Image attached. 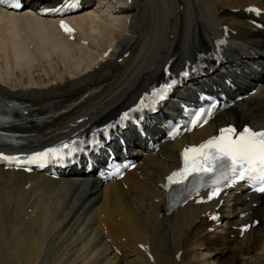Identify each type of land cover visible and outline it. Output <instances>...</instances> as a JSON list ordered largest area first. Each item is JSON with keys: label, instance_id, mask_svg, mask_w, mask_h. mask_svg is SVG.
<instances>
[{"label": "bare ground", "instance_id": "6f19581e", "mask_svg": "<svg viewBox=\"0 0 264 264\" xmlns=\"http://www.w3.org/2000/svg\"><path fill=\"white\" fill-rule=\"evenodd\" d=\"M95 1L92 14L72 17L73 33L0 11V107L30 101L16 121L30 133L27 150L116 116L166 68L182 69L222 37L221 62L195 83L228 75L243 93L255 91L187 138L142 154L112 183L0 169V264H264V195L240 187L164 210L166 177L187 143L229 121L264 126V29L247 22L249 5L264 19V0ZM253 218L240 236L234 226Z\"/></svg>", "mask_w": 264, "mask_h": 264}, {"label": "snow or ice", "instance_id": "6c2138e0", "mask_svg": "<svg viewBox=\"0 0 264 264\" xmlns=\"http://www.w3.org/2000/svg\"><path fill=\"white\" fill-rule=\"evenodd\" d=\"M4 2L5 0H0V3ZM78 2L79 0H70V2L65 0L63 7L47 11L60 12L64 7H76ZM13 7L19 8L20 4L16 3ZM61 27L67 32L72 31L63 21H61ZM125 118H127V114H125ZM64 147L66 148L68 145H64ZM60 154V150L52 149L34 156L32 159H45L49 155ZM183 158V169L169 177L170 183H182L189 176L208 175L215 173L218 169L223 170L221 175L225 179L231 174L237 176L238 179L264 180V131L256 132L244 128L237 133L233 128L222 129L218 137L211 138L197 147L185 149ZM3 159L8 158L3 157ZM260 190L264 191V188ZM218 191V189L214 190L212 196L217 195ZM212 219H217V217L214 216Z\"/></svg>", "mask_w": 264, "mask_h": 264}, {"label": "rangeland", "instance_id": "374dc122", "mask_svg": "<svg viewBox=\"0 0 264 264\" xmlns=\"http://www.w3.org/2000/svg\"><path fill=\"white\" fill-rule=\"evenodd\" d=\"M91 50H93L92 48L89 50V49H87V50H84V51H86V52H88V51H91ZM79 53V52H78ZM80 54V53H79ZM85 54V53H84Z\"/></svg>", "mask_w": 264, "mask_h": 264}]
</instances>
